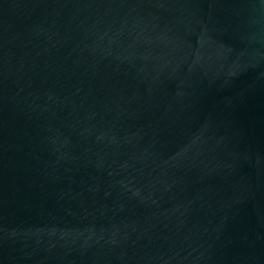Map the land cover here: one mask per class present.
I'll list each match as a JSON object with an SVG mask.
<instances>
[{"label":"water","instance_id":"1","mask_svg":"<svg viewBox=\"0 0 264 264\" xmlns=\"http://www.w3.org/2000/svg\"><path fill=\"white\" fill-rule=\"evenodd\" d=\"M0 264H264V0H0Z\"/></svg>","mask_w":264,"mask_h":264}]
</instances>
